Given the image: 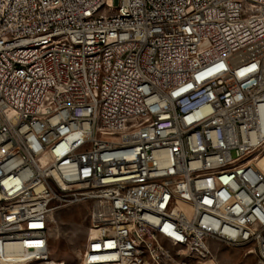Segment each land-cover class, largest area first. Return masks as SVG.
<instances>
[{
  "label": "built area",
  "instance_id": "1",
  "mask_svg": "<svg viewBox=\"0 0 264 264\" xmlns=\"http://www.w3.org/2000/svg\"><path fill=\"white\" fill-rule=\"evenodd\" d=\"M264 264V0H0V264Z\"/></svg>",
  "mask_w": 264,
  "mask_h": 264
},
{
  "label": "rangeland",
  "instance_id": "2",
  "mask_svg": "<svg viewBox=\"0 0 264 264\" xmlns=\"http://www.w3.org/2000/svg\"><path fill=\"white\" fill-rule=\"evenodd\" d=\"M92 202L84 201L54 210L49 217L50 256L67 264H79L80 252L90 234ZM208 245L221 264H261L246 247L230 246L215 240Z\"/></svg>",
  "mask_w": 264,
  "mask_h": 264
}]
</instances>
